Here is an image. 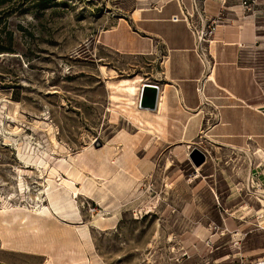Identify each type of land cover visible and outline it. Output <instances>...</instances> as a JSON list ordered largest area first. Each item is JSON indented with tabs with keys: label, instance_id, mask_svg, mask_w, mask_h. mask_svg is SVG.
I'll use <instances>...</instances> for the list:
<instances>
[{
	"label": "rangeland",
	"instance_id": "rangeland-1",
	"mask_svg": "<svg viewBox=\"0 0 264 264\" xmlns=\"http://www.w3.org/2000/svg\"><path fill=\"white\" fill-rule=\"evenodd\" d=\"M168 1L0 0V220L35 216L43 192L44 216L67 214L82 226L74 235L89 244L85 264H264V158L256 143L232 148L247 138L230 137L239 135L226 129L231 117L206 103L186 114L191 130L182 132L176 110L167 121L146 114L139 91L124 90L164 77L161 53L146 57L136 22ZM170 2L167 13L177 5ZM180 2L207 44L221 16L208 18L204 3L224 9L227 0ZM249 64L264 85V50ZM0 264L42 260L0 240Z\"/></svg>",
	"mask_w": 264,
	"mask_h": 264
},
{
	"label": "crops",
	"instance_id": "crops-1",
	"mask_svg": "<svg viewBox=\"0 0 264 264\" xmlns=\"http://www.w3.org/2000/svg\"><path fill=\"white\" fill-rule=\"evenodd\" d=\"M170 1H177V5L167 13ZM170 1L155 8L156 12H139V23L136 22L145 34L141 38L146 45V57L154 60L161 53L165 65L162 81L154 84L158 98H164V120L174 116L171 112L176 110L178 117H184L177 130L190 131L186 123L192 119L186 114L197 115L199 106L206 103L208 108L231 117L226 119V129L239 135L230 137L247 138L231 144L232 148L242 149L252 141L264 158V85L256 80L255 70L249 64L250 54L264 50V35L258 26L264 16V12H259L264 1L257 0L249 12L243 10L240 1L230 6L231 1L227 0L224 9L214 2H205L208 18L221 16L207 44L197 41L188 21H171L172 16L183 13V7L180 0ZM251 118L257 122L256 127L250 123ZM22 214L4 215L0 220V240L5 250L40 257L42 264H85L90 258L87 241L82 245L81 236L74 235L82 226L77 227L71 216L59 213L23 219ZM49 221L56 231L49 230Z\"/></svg>",
	"mask_w": 264,
	"mask_h": 264
},
{
	"label": "bare ground",
	"instance_id": "bare-ground-1",
	"mask_svg": "<svg viewBox=\"0 0 264 264\" xmlns=\"http://www.w3.org/2000/svg\"><path fill=\"white\" fill-rule=\"evenodd\" d=\"M208 66V65H207ZM103 69V68H102ZM210 77V76H209ZM211 79H212V76H211ZM124 83V82H123ZM107 84V88L108 89H113V87H114V84H112V83H106ZM126 84V83H125ZM144 85V83H141V84H139L138 85V87H137V84L136 83H129V84H127V85H125L124 86V90H125V92L127 93V94H129L130 96H135L136 95V92L137 91H139V94H138V98H137V101H139V97H140V90H141V87ZM157 99H159V98H157ZM134 103H132V102H128V103H126V105H129V106H132ZM135 106H136V108H138L139 110H142V109H140L139 107H138V102H137V105L135 104ZM163 109H164V98H160L159 100H158V104H157V107H156V111L154 110V112L155 113H157L158 112V114H160V115H163V113H162V111H163ZM142 111H144V113H146V114H150L151 113V111H149V110H147V109H143ZM157 119H158V117H156ZM145 125H146V127L147 126H150L151 124L149 123V122H145ZM157 127V126H156ZM144 132H146V131H144ZM198 174V173H197ZM68 181V180H67ZM67 181H65V184H70V183H68ZM63 184H64V182H63ZM70 185H72V184H70ZM64 186V185H63ZM66 186V185H65ZM70 188H72V186L70 187ZM41 193H43V192H40L39 194H41ZM39 194L37 195V203L35 204V206H34V208H36V209H34L32 212L34 213V215L35 216H39V215H41V216H44L43 214V211L42 210H44V209H42V207L44 206L43 204H39L40 202V197H39ZM46 210V209H45ZM47 211V210H46ZM4 212V211H3ZM35 216H33V218H37V217H35ZM26 217V216H25ZM5 225V224H4Z\"/></svg>",
	"mask_w": 264,
	"mask_h": 264
},
{
	"label": "water",
	"instance_id": "water-1",
	"mask_svg": "<svg viewBox=\"0 0 264 264\" xmlns=\"http://www.w3.org/2000/svg\"><path fill=\"white\" fill-rule=\"evenodd\" d=\"M158 98V87L151 84H144L141 87L140 97H139V107L154 111L157 107ZM202 163V159L199 163H195L198 167Z\"/></svg>",
	"mask_w": 264,
	"mask_h": 264
},
{
	"label": "built area",
	"instance_id": "built-area-1",
	"mask_svg": "<svg viewBox=\"0 0 264 264\" xmlns=\"http://www.w3.org/2000/svg\"><path fill=\"white\" fill-rule=\"evenodd\" d=\"M250 4H254L253 1H252V3H248L247 1H243V2H242V6L245 7V9H246L247 11L249 10V6H250ZM180 14H181V16H182L183 19H182V18L179 19L178 16H172V17H171V21H172V22H178V21L183 20L184 22H186V21H187V17H186L185 15H183L182 12H181ZM213 31H214L213 29H210L209 31H207V33H206L205 35L210 36V35L213 34ZM197 39H198V42H199V35H198V34H197Z\"/></svg>",
	"mask_w": 264,
	"mask_h": 264
}]
</instances>
